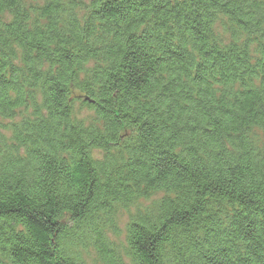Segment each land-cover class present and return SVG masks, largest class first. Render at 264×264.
Listing matches in <instances>:
<instances>
[{"label":"trees","instance_id":"obj_1","mask_svg":"<svg viewBox=\"0 0 264 264\" xmlns=\"http://www.w3.org/2000/svg\"><path fill=\"white\" fill-rule=\"evenodd\" d=\"M263 47L264 0H0V264H264Z\"/></svg>","mask_w":264,"mask_h":264},{"label":"rangeland","instance_id":"obj_2","mask_svg":"<svg viewBox=\"0 0 264 264\" xmlns=\"http://www.w3.org/2000/svg\"><path fill=\"white\" fill-rule=\"evenodd\" d=\"M5 124H7V123L5 122ZM125 220H126L125 215H122V217L120 218V221H119V227H120V229H123V226L125 224Z\"/></svg>","mask_w":264,"mask_h":264},{"label":"water","instance_id":"obj_3","mask_svg":"<svg viewBox=\"0 0 264 264\" xmlns=\"http://www.w3.org/2000/svg\"><path fill=\"white\" fill-rule=\"evenodd\" d=\"M263 51H264V47H263Z\"/></svg>","mask_w":264,"mask_h":264}]
</instances>
